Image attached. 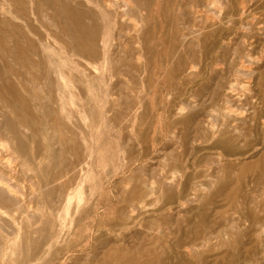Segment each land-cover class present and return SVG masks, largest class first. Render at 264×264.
<instances>
[{
    "label": "rangeland",
    "instance_id": "1",
    "mask_svg": "<svg viewBox=\"0 0 264 264\" xmlns=\"http://www.w3.org/2000/svg\"><path fill=\"white\" fill-rule=\"evenodd\" d=\"M0 264H264V0H0Z\"/></svg>",
    "mask_w": 264,
    "mask_h": 264
},
{
    "label": "bare ground",
    "instance_id": "2",
    "mask_svg": "<svg viewBox=\"0 0 264 264\" xmlns=\"http://www.w3.org/2000/svg\"><path fill=\"white\" fill-rule=\"evenodd\" d=\"M109 1V0H108ZM229 192V191H228ZM231 192H232V190H231ZM230 194V193H229Z\"/></svg>",
    "mask_w": 264,
    "mask_h": 264
}]
</instances>
